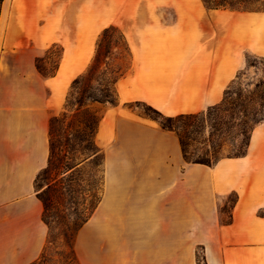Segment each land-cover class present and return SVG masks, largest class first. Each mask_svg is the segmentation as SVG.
Listing matches in <instances>:
<instances>
[{"label": "crops", "instance_id": "0c3cea01", "mask_svg": "<svg viewBox=\"0 0 264 264\" xmlns=\"http://www.w3.org/2000/svg\"><path fill=\"white\" fill-rule=\"evenodd\" d=\"M110 25L130 65L115 82L117 104L100 109L102 189L77 239L81 264H199L198 250L203 264H264V120L245 155L206 165L132 106L201 112L221 103L248 54L264 58V11L202 0H0V264H31L45 247L35 178L48 164L50 119ZM53 47L56 69L43 75L36 59L50 64ZM233 193L225 224L221 203Z\"/></svg>", "mask_w": 264, "mask_h": 264}, {"label": "rangeland", "instance_id": "374dc122", "mask_svg": "<svg viewBox=\"0 0 264 264\" xmlns=\"http://www.w3.org/2000/svg\"><path fill=\"white\" fill-rule=\"evenodd\" d=\"M112 36L117 39L118 47L105 58L106 47L103 43L99 60L104 59L105 66L102 64L94 73L84 74L71 91L72 104L66 115L58 114L59 119L53 123V140L58 148H62L61 144L68 143L75 149L67 155L63 163H60L62 151L57 149L58 155L53 159L54 163L39 184L41 190L51 194L47 233L49 243L40 264H78L72 254L73 250L81 264L77 254V239L82 228H78L80 218L96 202L97 190L101 188V154L83 161L88 153L84 146L92 140V131L100 117L101 105L110 103L88 100L87 97L82 98L80 104L77 101L83 89L98 96L101 94L99 89H102L109 94V100H115L113 82L126 71L130 60L124 42L118 39V33H112ZM59 53L60 48L53 47L49 55L52 58L50 64L41 62L45 72L55 67ZM248 60L249 67L230 85L221 104L173 121L177 132L188 143V159L214 162L221 157L234 156L245 148L255 116L264 114V85L259 77L264 73V58L250 56ZM254 65L259 71L254 69ZM132 106L141 114L152 119L157 118L143 103ZM78 162L80 163L72 172H65L68 166ZM51 188L52 190H47ZM233 198L230 194L221 203L222 220L227 219ZM197 259L199 264H203L200 250L197 252Z\"/></svg>", "mask_w": 264, "mask_h": 264}, {"label": "trees", "instance_id": "16d2710c", "mask_svg": "<svg viewBox=\"0 0 264 264\" xmlns=\"http://www.w3.org/2000/svg\"><path fill=\"white\" fill-rule=\"evenodd\" d=\"M202 1L208 8H212V9L224 8V9L242 10V11H264V0H202ZM112 33H118V35H119L118 39H120V40H122L124 42V45L126 47V50L128 52V55H129V60H130L129 46H128L127 41L125 39V36L121 32V30L115 25H110V26L104 28L102 30L101 34L99 35V38H98L97 44H96L95 54H94V56H93V58H92V60H91V62L89 64L87 70L83 74H81L78 77H76L73 80L72 84H71L69 93H68V95L66 97L64 109L60 113L63 116L66 115V111L68 110V108L72 104L71 99H70L71 98V91L81 81V79L84 76V74L86 75V74L94 73L95 70L98 69L102 64H104V66H105L106 62L104 61V59L103 60H99L100 48L102 47L103 43H104V47H106L105 58H107L112 53L114 48L118 47L117 46V39H114V36H112ZM250 56H252V55H250V54L247 55V65H248V61H249L248 59H249ZM41 62H42L41 59L37 58L36 59V67L43 75H46L49 72H45L44 71L43 67L41 66ZM129 65H130V61H129ZM55 69H56V64H55V67L50 72L53 73L55 71ZM125 72L126 71H124L121 75H119V77L122 76ZM119 77H117L115 79V81L113 82V88H114L113 89V93L115 95V100L114 101L113 100H109L108 99L109 94H106L105 91H103L102 89L101 90L99 89V91H101L100 96H98L96 93H91V92L88 93V92H86L85 89H83L82 92L80 93V97H79L77 102L80 104L81 101H82L81 99L84 98V97H87L88 100H92V101L105 102V103L109 102L112 105L117 104L118 101H117V93H116V89H115V82L117 81V79ZM261 84L264 85V80L262 78H261ZM226 94H227V91L225 93V96H226ZM225 96H224V98H225ZM224 98H223V100H224ZM222 101H221V103H222ZM221 103H219V104H221ZM219 104L211 106V107H208V108L216 107ZM145 105L152 112H154L157 115V118H153V119H156L159 122V124L164 129H168V130H172V131L176 132V134L178 135V138L180 140V143H181L183 154H184L185 158L187 159V161L203 163V164H206V165H214L215 163H217V161L219 159L222 158L221 157V158L217 159L214 162H210L209 160H203V159H196V160L188 159V154H189L188 143L184 140L183 136L180 133L177 132L175 126L173 125V121L176 120V119L182 118V117L193 116V115H195L197 113L179 114V115H176V116H166V115L162 114L160 111H158L157 109L153 108L152 106H149L147 104H145ZM57 119H59L58 115L52 116L51 119H50V124H49L50 155H49L48 164L43 169H41L39 171V173L37 174V176L35 178L36 195L41 200V202L43 204L42 219L46 223L48 228H49L48 213H49V210L51 208V194L49 193V191H45L44 189L41 190V187L39 185L40 181L45 177V174L48 172L49 168H51L52 164L54 163L53 159L55 158L56 154L58 155L57 149H59L60 152L62 151V157L60 158L62 160L60 161V163H63L62 161H64V159L67 158V155L70 154L75 149L74 147H70L68 145V143L61 144L60 147H62V148H58V145L53 140V138H54L53 137L54 136L53 123ZM99 119H100V117H98V119L96 120L95 128L92 131V135H91L92 136V138H91L92 140L90 141V144H87V145L84 146V149H86L88 151V153H87V156H85V158L83 159V161L86 160V159L95 158L98 155V153L101 154V163H100V166H101V178H100L101 188H100V190H101L102 189V179H103L102 178L103 154L100 151L99 147L96 145L95 139H94ZM263 120H264V114H261L258 117L255 116L254 121H253L254 122L253 126L250 129V132H249V135H248V138H247V142L245 144V148L243 149V151H241L240 153H238V154H236L234 156H227V157H239V156L245 155L246 150H247V146H248V143H249V136H250L251 130L253 129V127L256 124L260 123ZM79 163L80 162L76 163L73 166H68L67 170L65 172H67V171L72 172L75 168H77V165ZM47 190H52V188L51 189H47ZM100 190H97L96 202L94 204H92V206L89 209H87L85 214L80 218L81 223H80V225L78 227L79 229L89 220V218L94 213V211H95V209L97 207L98 200H99V191ZM232 195H233L234 198L232 199V202H231V204L229 206L228 217H227V219H223L222 220V222L225 223V224L229 223L231 221V207L233 206V204L237 200V195L235 193H233ZM47 243H49L48 235H47V241H46L45 247L43 248V251H42L41 255L39 256L38 259L33 261L31 264H40L43 261L44 255H45V248H46ZM72 254L75 256L74 259L76 260V262L78 264H80L78 262V260H77V256H76L75 250L72 251Z\"/></svg>", "mask_w": 264, "mask_h": 264}]
</instances>
